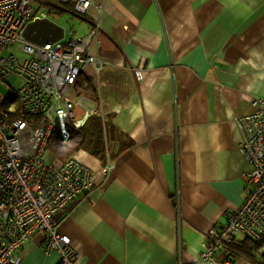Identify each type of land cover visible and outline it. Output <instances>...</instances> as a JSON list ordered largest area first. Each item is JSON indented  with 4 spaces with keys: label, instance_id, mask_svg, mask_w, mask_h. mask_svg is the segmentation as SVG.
<instances>
[{
    "label": "crops",
    "instance_id": "1",
    "mask_svg": "<svg viewBox=\"0 0 264 264\" xmlns=\"http://www.w3.org/2000/svg\"><path fill=\"white\" fill-rule=\"evenodd\" d=\"M94 2L87 51L105 65H86L78 83L89 79L111 128L100 152L72 151L91 184L53 220L75 264H219L200 254L250 186L239 119L264 95V0ZM44 247L33 236L20 264H58ZM233 264L258 263L236 254Z\"/></svg>",
    "mask_w": 264,
    "mask_h": 264
},
{
    "label": "built area",
    "instance_id": "2",
    "mask_svg": "<svg viewBox=\"0 0 264 264\" xmlns=\"http://www.w3.org/2000/svg\"><path fill=\"white\" fill-rule=\"evenodd\" d=\"M67 4L81 14L101 8L94 0H0V264H20L37 235L46 253L58 252V264L77 259L70 237L60 233L53 218L91 184L89 167L72 151L87 120L105 111L89 95L70 92L86 65L96 72L105 65L87 51L98 24L79 37L65 29L62 39L43 45L22 36L27 22L54 20L50 15L67 11ZM134 73L143 78L141 68ZM17 79L21 84L13 87ZM254 103L255 110L239 119L242 151L252 165L250 186L241 206L206 236L200 257L207 261L233 264L231 245L241 235L264 241V95ZM49 143L57 151L53 159L46 156ZM113 166L108 159L103 173Z\"/></svg>",
    "mask_w": 264,
    "mask_h": 264
},
{
    "label": "trees",
    "instance_id": "3",
    "mask_svg": "<svg viewBox=\"0 0 264 264\" xmlns=\"http://www.w3.org/2000/svg\"><path fill=\"white\" fill-rule=\"evenodd\" d=\"M66 7L71 9L76 14H81L74 9L72 4H67ZM61 11L62 10L58 9V13ZM86 80L87 82L84 80H82V82L79 81L78 85L82 87L85 94L93 95L92 93H94L95 89L92 88L91 84L89 83V79L86 78ZM110 128L111 125L105 117H101L99 113L92 115L87 120L84 127L80 130L81 138L77 146L82 145L94 153L100 152V147H102L104 144V136L107 138ZM131 143L132 142H129L128 144ZM263 244L264 241H255L249 239L248 237H244L243 239L232 243L231 248L233 249L235 255H241L250 259L251 261L257 262L258 264H264V257H261L262 261L256 260V254Z\"/></svg>",
    "mask_w": 264,
    "mask_h": 264
},
{
    "label": "water",
    "instance_id": "4",
    "mask_svg": "<svg viewBox=\"0 0 264 264\" xmlns=\"http://www.w3.org/2000/svg\"><path fill=\"white\" fill-rule=\"evenodd\" d=\"M64 31L62 24L48 17H37L25 24L22 36L27 41L43 45L62 39Z\"/></svg>",
    "mask_w": 264,
    "mask_h": 264
},
{
    "label": "rangeland",
    "instance_id": "5",
    "mask_svg": "<svg viewBox=\"0 0 264 264\" xmlns=\"http://www.w3.org/2000/svg\"><path fill=\"white\" fill-rule=\"evenodd\" d=\"M89 13L90 11L87 14H76L71 9H68L67 11L62 10L58 14H53V15L51 14L50 17L56 20L57 22L61 23L65 27L67 34H69L72 30L75 32L76 37H79L89 31V30L87 31L88 29L87 21L89 20V17H88ZM20 84H21V80L19 79L12 81L13 87H16V86L18 87L20 86ZM80 93H83V89L79 85L73 88L70 92L71 96H76L77 94H80ZM99 115L101 117H104L102 114V111ZM48 146L51 147V144L49 143ZM259 252L262 255L264 254V244L260 247Z\"/></svg>",
    "mask_w": 264,
    "mask_h": 264
}]
</instances>
